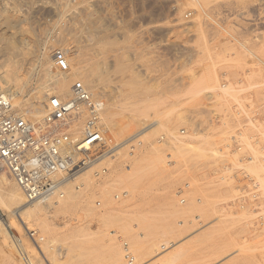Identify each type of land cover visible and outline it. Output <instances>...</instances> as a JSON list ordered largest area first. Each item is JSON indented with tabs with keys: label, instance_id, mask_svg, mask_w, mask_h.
I'll use <instances>...</instances> for the list:
<instances>
[{
	"label": "rangeland",
	"instance_id": "obj_1",
	"mask_svg": "<svg viewBox=\"0 0 264 264\" xmlns=\"http://www.w3.org/2000/svg\"><path fill=\"white\" fill-rule=\"evenodd\" d=\"M42 1L0 0V13L26 19L23 33L0 23V36L9 37L25 56L16 59L23 61L24 107L47 101L33 98L43 80L39 58L44 49L52 45V61L55 49L64 50L67 63L68 56L81 55L77 60L87 66L97 62L95 77L105 100L113 96L117 103L140 106V128L157 121L152 146L164 163L168 153L175 161L166 165L163 182L145 180L138 189L109 183L115 164L127 172L128 145L116 160L95 165L86 186L72 181L63 188V201L41 210L50 229L47 246L34 243L42 233L38 222L26 223L31 236L0 205V264H121L111 258L116 252L128 264L124 242L132 264H264V227L253 225V209L264 212V69L257 59L264 54L257 37L264 36V0ZM0 45L3 70L8 51ZM119 59L123 70L117 69ZM252 116L255 124L240 125ZM237 128L261 148L247 171L263 193L258 200L249 195L243 208L238 188L250 181L235 177L237 156L229 138ZM180 129H185L181 138ZM160 135L166 143L158 142ZM102 167L107 173L96 177L94 171ZM0 174L13 181L3 168ZM101 189L104 207L89 208L93 192ZM120 189L128 196L116 201L112 195ZM139 211L143 217L134 218Z\"/></svg>",
	"mask_w": 264,
	"mask_h": 264
},
{
	"label": "built area",
	"instance_id": "obj_2",
	"mask_svg": "<svg viewBox=\"0 0 264 264\" xmlns=\"http://www.w3.org/2000/svg\"><path fill=\"white\" fill-rule=\"evenodd\" d=\"M53 58L59 68H68L63 49H55ZM44 110L43 119L34 123L17 116L10 98L0 87V168L16 182L27 201L51 200L62 196L61 189L67 179L76 178L87 167L108 157L114 159V147L106 142L101 128L99 101L81 81L72 84L71 95L67 98L49 95ZM80 114L85 117L82 131L73 133L70 121L80 117ZM255 121L256 118L252 116L241 120L240 125L255 124ZM239 130L237 128L229 140L237 156L235 169L238 174L235 177L239 182L250 181L249 186L238 188L242 194L236 199L243 208L249 195L253 200H258L263 193L260 183L247 171V164L259 159L261 148L257 139H243ZM180 132L184 133V129H180ZM164 139L165 136L160 135L157 140L162 142ZM134 149L135 145L128 143V153ZM107 171L106 167H102L94 171V175L99 177ZM184 186L188 187L189 184L185 183ZM127 196L128 191L120 189L112 198L118 201ZM179 202L183 204L185 198L181 197ZM253 213L254 227H264V212L256 206ZM123 246L124 257L128 264H132L134 259L128 244L124 242Z\"/></svg>",
	"mask_w": 264,
	"mask_h": 264
},
{
	"label": "bare ground",
	"instance_id": "obj_3",
	"mask_svg": "<svg viewBox=\"0 0 264 264\" xmlns=\"http://www.w3.org/2000/svg\"><path fill=\"white\" fill-rule=\"evenodd\" d=\"M25 20H26L25 18L21 19L17 13L16 14L12 12L8 13V11L4 13H0V23L6 26L8 29L11 28L13 29L15 27L17 31L20 33L27 31L22 25V22ZM257 37H259L260 44H263L264 36L257 35ZM0 43L2 44L4 43L5 44L4 48L7 49L8 51L5 57V62H4L5 64H3V66H6V69L0 70V87L7 93L8 97L10 98L13 112L17 116L25 120L30 121L32 119L30 121L32 123L36 122L33 121L34 119L41 121L44 117L45 110H44V106L40 102L38 105L24 107L25 104L23 103L24 101L22 98V94H23V87L26 81L24 79L25 77L23 78L22 73L20 72L22 71L21 69L23 68L22 66L23 61L20 64L19 63L20 61L16 60L18 56L21 57L23 52L19 50L17 51L14 50L15 47L14 42H12V40L9 37L7 38L1 35ZM1 47L2 45H0V52H1ZM51 48L52 45L49 47V49L47 48L44 49V51L41 53V57L39 58L40 59L39 66H41V71H42L41 74L43 80L41 83L39 82L40 84H38L39 85L37 86L38 88L35 89V91H33L35 92L33 98L34 99L36 98L38 101H40L43 98L47 99L48 96L51 94H55L60 98H64V95L69 97L71 95V86L73 82L81 81L83 84L86 85V88L92 94V96L99 101V109L101 112V128L103 131V135L106 142L112 147H114L113 150L115 152L112 155L114 156V159L108 157L104 159L103 162H106L105 160L108 159L116 160L117 157L119 158L122 150L126 148L127 151V146H126L128 145L127 143L129 141H134L132 143L135 145V149L133 150L132 153H128V155L132 158V160L131 162L129 161L130 162L129 165H126L127 164L126 163L125 164L126 167H124L125 169H127V172L126 173L123 172L122 169L121 170L119 169L120 168L118 167L119 164L118 165L115 164L116 166L114 165L113 166L114 168L111 167L110 169L111 174L112 173L114 174L112 175V178L110 179L111 181H109V183L121 182L128 184L133 189L134 188L138 189L139 187H141L142 183L145 180L151 184H155L157 182H163L166 178V170L168 169L166 165H171L175 161V159H172L171 158L172 155L168 153L166 154V158L168 161H166L165 164L163 158H161V156H159L155 152L154 146H152L151 137L153 130L156 128L157 121H152L151 123H148L140 128V125L144 123L142 121L143 119L140 117L143 115L140 106L131 104L132 102L128 103V101L123 103H117L113 100L112 98L113 96L108 97L105 95L108 98L107 100L104 99V92L102 93L101 89L99 90V88H101L99 87V83H98L99 77L98 78L95 77V75L97 74V73L95 74V69L97 72V69L99 67L96 66L97 64L96 61H94L96 64L95 63L93 64L90 61L95 67L94 68L93 66H87L89 64L85 65V63L83 62L81 63L80 61H78L77 58H79L81 55L79 56L77 55L74 59H73L74 56H70V57L68 56L67 60L69 66L66 70H64L58 68L56 66L55 61H52V54H51L52 51H50ZM260 54L262 56H257V59H259L258 64L259 65L261 64L262 65L261 68L264 69V54L262 52ZM23 55L22 57L25 58V56ZM81 58L83 57L81 56ZM84 61H86L87 63L88 60L85 58ZM116 65H117V69L118 68L120 70L124 69V66L122 65V61L120 59L116 61ZM32 69H34V66ZM126 95L127 93H122L120 97L124 99L127 98ZM15 107L19 109L17 110L18 112L15 111L14 109ZM84 118H85L84 114H80V117L70 121V129L72 130L73 133H81L84 124L83 122ZM184 133H185V129H184ZM184 133L180 132L178 136L179 135L183 136ZM166 139L167 137H165L164 141L160 143H166L167 142ZM143 144H144L143 146L144 150H142L141 154L139 153L140 155L138 154L136 156L135 151L138 148H140ZM178 149L179 150L176 151L177 152L176 154H178L177 156H180L182 154V151L180 152V150H182L181 146H178ZM124 154L125 153H123V157L121 156L119 160L124 159L125 156ZM101 162L97 164H101ZM121 162L124 163L123 161ZM95 165L87 167L76 178L71 177L67 179L61 189L63 195L57 196L54 199L51 198V200L39 199L35 201H27L22 190L16 184V182L14 180L13 181L8 180V178L5 176L6 174H0V187L3 189V194L2 195L0 194V205L6 208L8 212H10L11 217L13 216L17 218V220L19 219L22 224L26 225V223H28L29 221L30 222L34 221L35 223L38 222L37 224H40L42 233L38 235L34 243L36 244V246H38V244L45 246L46 243L49 242V240H45V238L48 237L47 234L49 233L50 229L46 219L44 218V214L41 213V210L43 209L46 210V208H48L51 204H58L59 202L63 201L65 194H67L63 188H65V186H67L72 181L73 183L76 181H80L86 186V181L88 180L89 177L88 174L90 173V169ZM104 194L105 193L103 189L99 190V192L97 191L93 192L92 195L93 203L90 204L89 208L94 207L98 209V206L104 204L106 201V196ZM102 206H100V208ZM58 209L60 210V208ZM141 217H143V215H141L140 211L137 214V216H134V218L136 219H139ZM10 224L11 227H13L12 225L14 224V222L11 221ZM3 225L4 224L0 221L1 228H3ZM147 227L149 229H155L153 226H147ZM28 228H29L28 225H26L25 229H27L29 234L33 236L34 232L29 231ZM16 238L18 242L19 241L21 242V239H18V237ZM48 244L49 243H47V245ZM162 246L165 247V245ZM211 251L213 254L216 253L214 249H212ZM111 258H113V260L119 261L121 264L124 263V261L122 260L123 259L122 255L120 254L118 255L117 252L114 254L112 253Z\"/></svg>",
	"mask_w": 264,
	"mask_h": 264
}]
</instances>
